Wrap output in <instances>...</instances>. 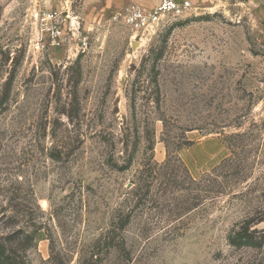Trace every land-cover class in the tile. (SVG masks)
Listing matches in <instances>:
<instances>
[{
    "label": "rangeland",
    "instance_id": "rangeland-1",
    "mask_svg": "<svg viewBox=\"0 0 264 264\" xmlns=\"http://www.w3.org/2000/svg\"><path fill=\"white\" fill-rule=\"evenodd\" d=\"M191 2L142 37L133 2L0 0V242L27 264H264L229 240L264 230V0Z\"/></svg>",
    "mask_w": 264,
    "mask_h": 264
},
{
    "label": "built area",
    "instance_id": "built-area-1",
    "mask_svg": "<svg viewBox=\"0 0 264 264\" xmlns=\"http://www.w3.org/2000/svg\"><path fill=\"white\" fill-rule=\"evenodd\" d=\"M193 10L191 0H161L157 5L148 8L132 4L125 8V19L142 37L155 33L159 26L169 18L182 17ZM54 41L63 35L57 25L47 28Z\"/></svg>",
    "mask_w": 264,
    "mask_h": 264
},
{
    "label": "trees",
    "instance_id": "trees-1",
    "mask_svg": "<svg viewBox=\"0 0 264 264\" xmlns=\"http://www.w3.org/2000/svg\"><path fill=\"white\" fill-rule=\"evenodd\" d=\"M10 82H11V78L8 80L6 85L7 92L10 90V86H9ZM6 97L7 96H4L2 101H4ZM192 145H194V142L192 140H187L185 143H183V145L179 146L178 150H181L184 147H191ZM176 157L177 159L180 160L179 155H176ZM171 158H172L171 155L168 154V160L166 164H168L171 161ZM251 223L252 221H246L241 225L239 230L232 231L229 234L230 242L235 245L249 244V245H256L262 247L264 245L263 242L264 230L263 231L252 230ZM0 264H27V263L24 262L23 259L19 258L18 253L14 247L9 248L7 244L0 242Z\"/></svg>",
    "mask_w": 264,
    "mask_h": 264
},
{
    "label": "crops",
    "instance_id": "crops-1",
    "mask_svg": "<svg viewBox=\"0 0 264 264\" xmlns=\"http://www.w3.org/2000/svg\"><path fill=\"white\" fill-rule=\"evenodd\" d=\"M117 2H133L136 3L138 5H142L144 7H148L151 8L155 5H157L161 0H115ZM210 140H197V143L193 146V148H203L208 150L207 156L208 158H210V160L213 161V163L211 164L212 167H214L216 164H218V162L221 161V157H219V153H218V149L219 147H221V144L219 142H209ZM214 147V148H213ZM221 149V148H220ZM199 158V157H198ZM204 158V156H203Z\"/></svg>",
    "mask_w": 264,
    "mask_h": 264
},
{
    "label": "water",
    "instance_id": "water-1",
    "mask_svg": "<svg viewBox=\"0 0 264 264\" xmlns=\"http://www.w3.org/2000/svg\"><path fill=\"white\" fill-rule=\"evenodd\" d=\"M42 206H43V207H46V206H47L46 201H43V202H42Z\"/></svg>",
    "mask_w": 264,
    "mask_h": 264
}]
</instances>
